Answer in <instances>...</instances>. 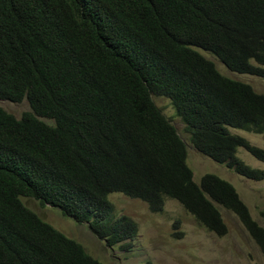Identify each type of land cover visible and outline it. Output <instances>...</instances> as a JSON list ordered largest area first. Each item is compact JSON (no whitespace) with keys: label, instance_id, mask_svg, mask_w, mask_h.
Listing matches in <instances>:
<instances>
[{"label":"trees","instance_id":"trees-1","mask_svg":"<svg viewBox=\"0 0 264 264\" xmlns=\"http://www.w3.org/2000/svg\"><path fill=\"white\" fill-rule=\"evenodd\" d=\"M197 49L264 79V0H0V101L31 108L18 119L0 106V264H103L24 198L129 251L138 225L115 215L113 193L154 214L175 200L219 237L224 208L264 254V228L235 187L194 181L186 143L153 100L170 101L203 156L264 181L237 156L264 163V149L230 132L264 134V95Z\"/></svg>","mask_w":264,"mask_h":264},{"label":"rangeland","instance_id":"rangeland-1","mask_svg":"<svg viewBox=\"0 0 264 264\" xmlns=\"http://www.w3.org/2000/svg\"><path fill=\"white\" fill-rule=\"evenodd\" d=\"M197 51L214 62L222 75L244 82L264 95V79L230 72L210 53L200 49ZM153 100L186 143L187 163L194 172V181L199 184L204 175L214 174L231 183L249 208L253 219L264 228V181L255 182L243 178L226 166L203 156L192 146L185 125L176 115L170 101L155 96ZM0 106L18 119L31 111L27 101L20 104L0 101ZM230 132L245 138L253 146L264 149V134H252L233 128H230ZM237 156L253 169L264 171V163L245 149H238ZM109 200L116 216H128L138 225V234L129 242V251H122L119 246L108 247L89 229L88 224L78 223L64 216L57 208L42 205L33 199L24 198L23 202L57 230L80 243L88 254L103 264H145L147 261L153 264H264V254L260 247L239 219L224 208H221V213L228 234L219 237L201 226L175 200L166 199L164 210L158 214L152 213L145 202L128 198L121 193L110 194Z\"/></svg>","mask_w":264,"mask_h":264},{"label":"clouds","instance_id":"clouds-1","mask_svg":"<svg viewBox=\"0 0 264 264\" xmlns=\"http://www.w3.org/2000/svg\"><path fill=\"white\" fill-rule=\"evenodd\" d=\"M183 207V206H182ZM185 210V209H184ZM187 212V211H186Z\"/></svg>","mask_w":264,"mask_h":264}]
</instances>
